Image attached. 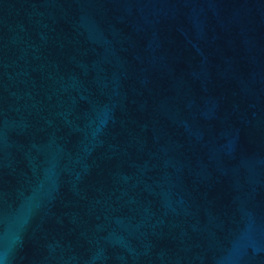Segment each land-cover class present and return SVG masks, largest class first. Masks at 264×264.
<instances>
[{"label":"water","instance_id":"1","mask_svg":"<svg viewBox=\"0 0 264 264\" xmlns=\"http://www.w3.org/2000/svg\"><path fill=\"white\" fill-rule=\"evenodd\" d=\"M0 264H264V0H0Z\"/></svg>","mask_w":264,"mask_h":264}]
</instances>
